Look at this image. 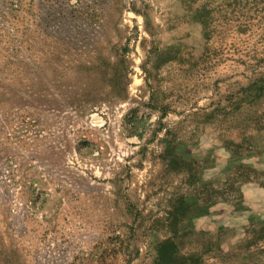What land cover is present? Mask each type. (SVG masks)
<instances>
[{"label": "rangeland", "instance_id": "1", "mask_svg": "<svg viewBox=\"0 0 264 264\" xmlns=\"http://www.w3.org/2000/svg\"><path fill=\"white\" fill-rule=\"evenodd\" d=\"M0 17V264H264V0Z\"/></svg>", "mask_w": 264, "mask_h": 264}, {"label": "trees", "instance_id": "2", "mask_svg": "<svg viewBox=\"0 0 264 264\" xmlns=\"http://www.w3.org/2000/svg\"><path fill=\"white\" fill-rule=\"evenodd\" d=\"M1 19H3L2 17H0Z\"/></svg>", "mask_w": 264, "mask_h": 264}]
</instances>
